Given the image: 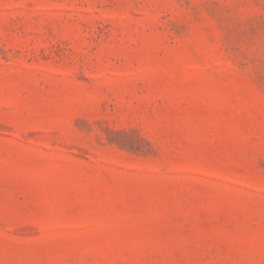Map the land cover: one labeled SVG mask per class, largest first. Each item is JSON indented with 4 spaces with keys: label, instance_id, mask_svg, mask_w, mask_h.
Instances as JSON below:
<instances>
[{
    "label": "rangeland",
    "instance_id": "obj_1",
    "mask_svg": "<svg viewBox=\"0 0 264 264\" xmlns=\"http://www.w3.org/2000/svg\"><path fill=\"white\" fill-rule=\"evenodd\" d=\"M0 264H264V0H0Z\"/></svg>",
    "mask_w": 264,
    "mask_h": 264
}]
</instances>
